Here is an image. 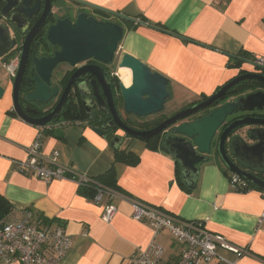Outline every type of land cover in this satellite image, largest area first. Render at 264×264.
<instances>
[{
    "label": "crops",
    "instance_id": "0c3cea01",
    "mask_svg": "<svg viewBox=\"0 0 264 264\" xmlns=\"http://www.w3.org/2000/svg\"><path fill=\"white\" fill-rule=\"evenodd\" d=\"M86 1L136 19L112 15L124 27L118 51L166 75L177 104L210 96L241 69L252 68L244 61L241 67L232 66L236 58L229 54L244 52L247 56L243 58L251 61L264 57V0ZM13 80L0 57V86L5 87L0 97V194L13 205L5 220H20L31 212L36 222L62 225L72 246L60 264H128L131 254L154 240L164 247L167 259L175 260L182 246L168 231L155 234L150 224L135 220L127 200L116 199L117 213L107 223L102 205L81 194L72 180L46 182L17 171L15 161L29 157L27 148L43 126L26 122L14 111ZM44 133L45 156L58 151L64 165L113 183L124 194L183 220L203 222L209 231L248 250L242 256L220 251L237 264H264V226L257 224L264 208L260 187L235 191L229 180L233 172L217 153L200 164L197 186L189 189L182 180L181 166L160 145L153 148L134 140L120 146L119 151L137 158L132 164L118 160L110 139L89 126L69 125ZM112 168L111 182L104 175ZM211 264L226 263L215 260Z\"/></svg>",
    "mask_w": 264,
    "mask_h": 264
},
{
    "label": "water",
    "instance_id": "95a60500",
    "mask_svg": "<svg viewBox=\"0 0 264 264\" xmlns=\"http://www.w3.org/2000/svg\"><path fill=\"white\" fill-rule=\"evenodd\" d=\"M73 1L75 4L66 6L65 11L68 15L56 18L55 23L49 24L45 31L47 42L52 46H58L59 50L52 57H39L36 53L42 45L41 42H36L32 53L31 43L36 34L48 23L49 15L57 14L55 10L51 12V0H45V10L35 23L31 22V18L39 12L41 0H0V57L4 63H9L11 52L19 49L16 75L12 83L13 109L16 114L28 123L46 126L57 117L61 105L41 117H32L23 110L20 99L21 86L30 58L36 70L34 78L36 90L24 96L27 101L48 102L50 97L55 95L57 89L54 88L50 92L49 83L51 72L58 63L66 62L75 66L92 58L103 64L118 61L117 75L119 68H130L131 84L126 85L119 78L118 85L113 89L109 73L103 66L84 65L72 74L66 91L73 80L82 79L78 74H89L93 76L91 82L95 93L106 103L111 114H118L114 91H117L116 95L121 98L126 114L147 116L163 111L166 102L172 98L170 79L128 52L119 58L116 57L124 36V27L118 22L99 20L84 10L79 11L76 4L126 20L136 19L86 0ZM19 37H23L20 46ZM229 56L240 58L252 68L241 69L244 70L243 73L240 71L239 75L223 84L208 98L169 117L156 131L171 126L170 132L162 138L160 148L179 163L182 180L191 189L197 186L200 164L209 161L213 153L218 154L228 170L247 182L264 188V118L244 115L231 123L227 120L239 111L264 109L263 90L246 91L238 97L232 95L236 94L233 92L234 88L241 82L257 81L264 84V65L235 54ZM4 92L5 87L0 86V97ZM225 97L226 101L212 108L208 114L188 120L194 113ZM242 126H245L242 132H235L236 128ZM220 128L223 130L220 131ZM93 130L103 135L99 130ZM132 135L138 139L147 138L140 132H132ZM111 146L118 150L121 143L111 142Z\"/></svg>",
    "mask_w": 264,
    "mask_h": 264
},
{
    "label": "built area",
    "instance_id": "2783aa9c",
    "mask_svg": "<svg viewBox=\"0 0 264 264\" xmlns=\"http://www.w3.org/2000/svg\"><path fill=\"white\" fill-rule=\"evenodd\" d=\"M254 61L264 65V57L255 56ZM18 57L4 63L11 75H16ZM79 125V122L58 120L43 126L38 131L35 140L27 148L29 157L26 160H16V169L23 174L34 175L46 182L53 180H72L79 188L91 187L95 193L91 199L102 205V218L109 223L117 213L116 199L127 200L132 207L135 220L150 224L159 234L168 231L174 240L180 244L181 250L175 260L165 257L164 247L152 241L144 250H137L128 258V264H211L215 260L226 264H237L220 251L226 250L242 256L248 252L231 244L224 236L209 231L201 221L183 220L157 206L148 204L135 197L106 186L97 179L82 173L71 166L59 162V152L52 157L43 153L45 129L61 128L63 126ZM230 184L235 191L245 192L257 186L247 182L238 174L232 173ZM264 200V188H260ZM258 228L264 226V208L257 220ZM72 246V238L64 227L54 221H35L31 212H25L22 219L8 221L0 226V263L4 264H60Z\"/></svg>",
    "mask_w": 264,
    "mask_h": 264
},
{
    "label": "flooded vegetation",
    "instance_id": "af4514ba",
    "mask_svg": "<svg viewBox=\"0 0 264 264\" xmlns=\"http://www.w3.org/2000/svg\"><path fill=\"white\" fill-rule=\"evenodd\" d=\"M52 7L51 12L56 11L57 14H50L49 21L46 23L43 28L36 34L34 40L31 43L30 52H34L35 45L37 41L41 42V46H39L36 55L39 57H52L57 50H59L58 46L50 45L45 39V31L47 26L51 23H55V19L58 17H66L68 12L66 10L67 5L75 4L73 0H51ZM45 0H41V5L39 7V12L34 14L31 18V22L35 23L39 17L43 14L45 10ZM79 11L84 10L89 15L94 16L99 20H112L114 21L112 15L107 13H102L94 10L93 8L83 7L76 4ZM116 22V21H115ZM17 35V34H16ZM19 35V34H18ZM20 36V35H19ZM17 37V36H16ZM23 37H19V46L22 44ZM12 54L9 55V59L13 57H18L19 49L13 50ZM118 54V52H117ZM11 56V57H10ZM121 56V55H120ZM119 56V57H120ZM117 57V56H116ZM118 61H113L109 64H103L95 59H89L84 62H81L75 66H71L66 62L58 63L51 72L50 77V92L53 91L54 88L57 89L55 95L50 97L48 102H37V101H27L25 99V95L34 92L36 90V83L34 81L36 70L33 65L32 58L28 61V66L25 72V77L21 86V104L22 108L26 114L32 117H41L48 113L54 111L60 104L59 111L57 117L53 120V122L58 120H66L71 122H79L80 126H89L92 129H97L99 132L103 133V136H107L110 139V142H120L121 146L124 144H130L134 140H143L147 144L150 145H160L162 138L170 132V127H167L159 132L158 127L164 123L169 117L175 115L177 112L192 106L194 103L200 102L206 98L200 97L197 100L192 102H187L184 105L180 106V108L168 107V103L173 101V95L170 100H168L165 104V108L163 111L159 113H154L147 116H136L134 114H126L123 106L121 98L116 95L117 91H114L115 101L118 108V114H111L106 106V103L98 97L95 93L94 88L92 87L91 80L93 79L92 75L89 74H78L80 76V80H73L68 91L67 87L72 78V74L79 68L84 65H101L105 68V70L109 73L110 79L112 81L113 89L116 88L120 81V77L118 74ZM243 63V61H242ZM255 90H263L264 84L257 87H249V89L235 92L236 94H232L236 97L241 96L242 93L246 91H255ZM221 101V102H220ZM226 97L215 102L211 106L202 109L194 115L190 116L188 120H193L197 117H201L204 114H208L210 110L218 104L225 102ZM181 104V103H180ZM244 115H253L255 117L264 118V109L263 110H252V111H239L234 113L232 116L228 117V122L236 120L239 117ZM245 126L236 128L235 132H242ZM223 128H220L222 131ZM132 132H140L147 136L145 139H138L132 135ZM216 153H213L214 156ZM211 156V157H212ZM258 187V186H257ZM259 188V187H258Z\"/></svg>",
    "mask_w": 264,
    "mask_h": 264
},
{
    "label": "trees",
    "instance_id": "16d2710c",
    "mask_svg": "<svg viewBox=\"0 0 264 264\" xmlns=\"http://www.w3.org/2000/svg\"><path fill=\"white\" fill-rule=\"evenodd\" d=\"M246 56H247V54L244 52L240 53V55H239V57H246ZM241 65H242V60L240 58H236V60L234 61V64L232 66L241 67ZM243 72H244V70H241V73H243ZM261 85H263V84L260 82H257V81H244V82H241L240 84H238L237 86H235L233 92H240V91H244V90L249 89V87L255 88V87L261 86ZM201 97L202 98H208V95L204 94ZM151 146L153 148L158 147V145H151ZM116 152H117V159L120 161H125V162H129L132 164L137 161V158L131 157L129 154H125L119 150H117ZM104 176L106 178L111 177V182H112V178H114L113 168L110 169ZM101 183L105 184L106 186L118 189L113 183H108V182H104V181H102ZM189 189H191V188H189ZM80 193L91 198L94 195L95 191L91 187H86V188H80ZM12 211H13V205L10 203V201L5 196L0 194V226L3 223L7 222L5 219Z\"/></svg>",
    "mask_w": 264,
    "mask_h": 264
},
{
    "label": "rangeland",
    "instance_id": "374dc122",
    "mask_svg": "<svg viewBox=\"0 0 264 264\" xmlns=\"http://www.w3.org/2000/svg\"><path fill=\"white\" fill-rule=\"evenodd\" d=\"M120 55H121V52L118 51L117 57L119 58ZM129 69H130V68H125L123 72H122V70L119 71V76H120L121 80H122L126 85H128L129 82L132 81V72H131V77H130L127 81L123 79V77H124V74H123V73L127 72ZM184 104H185V103L177 104L175 101H170V102L168 103V107H169V108H172V107H176V108L179 107V108H180V106H182V105H184Z\"/></svg>",
    "mask_w": 264,
    "mask_h": 264
},
{
    "label": "bare ground",
    "instance_id": "6f19581e",
    "mask_svg": "<svg viewBox=\"0 0 264 264\" xmlns=\"http://www.w3.org/2000/svg\"><path fill=\"white\" fill-rule=\"evenodd\" d=\"M123 68V67H122ZM122 68H119V71H121L122 70ZM131 72L132 71H127V72H125V73H123L124 74V77H123V79L124 80H128L130 77H131ZM132 82V81H131ZM131 82H129V84L128 85H130L131 84Z\"/></svg>",
    "mask_w": 264,
    "mask_h": 264
}]
</instances>
